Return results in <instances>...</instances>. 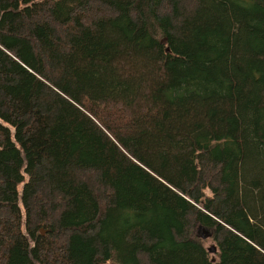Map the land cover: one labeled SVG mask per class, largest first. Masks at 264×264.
<instances>
[{
    "label": "trees",
    "instance_id": "16d2710c",
    "mask_svg": "<svg viewBox=\"0 0 264 264\" xmlns=\"http://www.w3.org/2000/svg\"><path fill=\"white\" fill-rule=\"evenodd\" d=\"M238 1L258 22L246 45L224 0H0V122L34 151L19 226L0 211V264H225L236 237L250 248L238 194L254 184L239 185L251 146L264 145V0ZM195 76L226 100L183 105L174 87ZM237 101L253 106L259 139L244 141ZM3 147L0 132V164ZM146 186L168 207L126 224ZM206 219L215 263L188 233Z\"/></svg>",
    "mask_w": 264,
    "mask_h": 264
},
{
    "label": "rangeland",
    "instance_id": "374dc122",
    "mask_svg": "<svg viewBox=\"0 0 264 264\" xmlns=\"http://www.w3.org/2000/svg\"><path fill=\"white\" fill-rule=\"evenodd\" d=\"M242 1L233 2L231 0H224L218 6L220 8V13L222 16L227 15L225 11L227 7L230 12L228 17L231 23H236V19H240L245 25L239 28V35L236 36V42L240 45H246L252 43L253 29L257 27V19L255 18V12L246 8ZM225 8V9H224ZM225 17V16H224ZM224 20V19H223ZM238 27H236L237 29ZM260 36L264 35V21L260 22L259 27ZM235 33L231 28H227L226 34L230 36ZM61 38V34L58 35ZM208 55L215 56L216 60H219L218 55L212 53L210 50H205ZM221 67L230 75L235 77L238 81H242L244 74L236 72L231 65L225 64L224 62H219ZM178 96L181 97V102L185 106H191L194 109L196 107H203L206 104L215 105L226 100L227 91L218 89L213 83L210 84L205 82L202 77H193L186 79L185 81L179 82L175 87ZM230 111L233 116L238 118L242 122V130L244 133V141H252L259 139L256 133L254 120L256 117V112L253 106L245 105L239 101L231 102L229 104ZM100 110L99 117L105 121L108 116L112 115L109 112L111 108L102 109L100 106H91V110L94 112L96 109ZM198 109V108H197ZM102 110V111H101ZM96 119L94 121L96 122ZM0 132L4 135V147L3 156L0 164V170L4 176L3 191L0 196V211H3L14 225L19 226L22 215H23V205L24 199L28 198L31 193L29 187V175L33 169V156L34 151L31 147H25L20 149V147L14 142L13 136L10 132L8 126L0 122ZM250 153L253 156V160H248L242 168V176L240 181V187L245 189H240L238 194V201L240 207L247 217L248 222L252 220L251 227L243 224V232H252V240L250 241V248H245L240 242L241 239L237 238L238 250H233L232 253L225 254V264H264V177L262 178V173L264 172V145L256 142L251 146ZM241 174V173H240ZM205 197H211L209 190H204ZM187 201V200H186ZM189 202V201H188ZM191 202V201H190ZM192 203V202H191ZM198 208V205L192 203ZM168 207L167 202L157 189L146 186L143 197L140 202H135V200H128L125 203L126 215L124 217V222L129 225H135L138 223L140 218L148 212L151 207H159L165 209ZM205 213V212H204ZM206 214V213H205ZM243 215V214H242ZM246 220V221H247ZM208 220H201L198 222H191L189 235L191 238L197 239L201 242L202 247L207 250L212 246L215 252H208L209 259L211 262L215 263L217 261V254L219 253L218 246L216 242L213 241L212 236L216 228L209 229ZM249 228V229H248ZM248 229V230H247ZM44 231H40L41 235H44ZM210 234V237L202 238L201 236ZM20 264H30L26 260L20 261ZM111 264V263H109Z\"/></svg>",
    "mask_w": 264,
    "mask_h": 264
},
{
    "label": "water",
    "instance_id": "95a60500",
    "mask_svg": "<svg viewBox=\"0 0 264 264\" xmlns=\"http://www.w3.org/2000/svg\"><path fill=\"white\" fill-rule=\"evenodd\" d=\"M168 50V49H167ZM202 238L210 237L209 233H206V235L201 236ZM208 252H215L214 247L212 246L211 248L207 249Z\"/></svg>",
    "mask_w": 264,
    "mask_h": 264
},
{
    "label": "flooded vegetation",
    "instance_id": "af4514ba",
    "mask_svg": "<svg viewBox=\"0 0 264 264\" xmlns=\"http://www.w3.org/2000/svg\"><path fill=\"white\" fill-rule=\"evenodd\" d=\"M209 229H212V228H209Z\"/></svg>",
    "mask_w": 264,
    "mask_h": 264
}]
</instances>
